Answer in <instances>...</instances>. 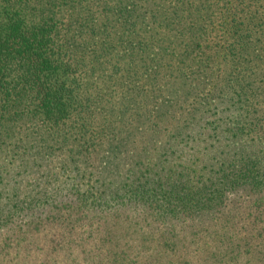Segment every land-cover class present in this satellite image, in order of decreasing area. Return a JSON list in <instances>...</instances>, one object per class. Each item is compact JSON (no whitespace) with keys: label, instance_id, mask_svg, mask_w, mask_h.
Segmentation results:
<instances>
[{"label":"trees","instance_id":"1","mask_svg":"<svg viewBox=\"0 0 264 264\" xmlns=\"http://www.w3.org/2000/svg\"><path fill=\"white\" fill-rule=\"evenodd\" d=\"M0 264H264V0H0Z\"/></svg>","mask_w":264,"mask_h":264}]
</instances>
